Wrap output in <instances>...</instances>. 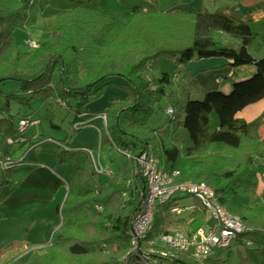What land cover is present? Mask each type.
Here are the masks:
<instances>
[{
  "label": "trees",
  "instance_id": "16d2710c",
  "mask_svg": "<svg viewBox=\"0 0 264 264\" xmlns=\"http://www.w3.org/2000/svg\"><path fill=\"white\" fill-rule=\"evenodd\" d=\"M71 1L68 10L42 28L39 47L20 52L14 31L33 23L35 0H0V84L16 81L21 92L28 94H6L1 109L8 115L0 111V127L6 130L0 149V190L9 184L12 167L18 165L4 166L15 159L11 144L19 132L14 122L18 113L10 111L13 100L30 105L44 94L51 117L54 105L60 104L73 114L74 125L94 116L85 112L90 98L115 84L106 80L117 77L127 82L118 84L130 96L101 111L108 116L101 151L111 145L136 153L151 148L165 171H180L179 181L208 184L220 203L247 226L234 243L238 251L244 246L246 252L237 262L222 256L201 262L185 252L162 257L146 252V246L132 249V217L147 191L146 179L133 171V160H126L122 174L97 184L90 156L80 149L59 146L56 164L72 163L75 168L67 197L59 207L62 224L52 242L35 249L26 264H151L150 260L264 264V138L250 136L247 121L237 116L245 106L264 98V38L248 23L208 9L134 7L129 20L123 22L82 0ZM163 58L175 61V72L160 70ZM202 58L223 59L233 67L254 64L256 72L235 82L229 92L213 90L195 98L192 95L200 89L194 78L186 80L194 77L187 66ZM163 97L177 99L170 119L174 131L168 133L147 124ZM213 112L219 118L218 128L211 125ZM31 116L25 114L21 119L35 120ZM180 127L188 131L189 145L174 137ZM7 138L13 141L7 142ZM22 142L27 148L36 143L31 139ZM187 196L156 203L142 244L169 229L192 232L208 225L206 211L196 198L187 217L171 212L172 205ZM154 246L162 245L155 242Z\"/></svg>",
  "mask_w": 264,
  "mask_h": 264
},
{
  "label": "crops",
  "instance_id": "0c3cea01",
  "mask_svg": "<svg viewBox=\"0 0 264 264\" xmlns=\"http://www.w3.org/2000/svg\"><path fill=\"white\" fill-rule=\"evenodd\" d=\"M82 2L96 9L114 11L124 21L130 17L134 7L142 10L157 8L195 10L194 4L201 2L204 6L209 5L203 9L213 7L210 11L248 23L264 38V0H82ZM191 63L195 68L192 70L189 64L188 71L194 74L203 95L213 90L229 92L235 82L247 79L256 72L254 64L233 67L218 58L195 59ZM109 81L127 84L125 80L117 77L106 80ZM126 99L125 96L119 99L108 97L104 102L97 100L95 101L97 105L92 108L87 106L85 112L95 115ZM237 116L247 121L250 136L264 138V98L245 106ZM210 118L212 127L218 128L217 115L212 113ZM44 138L56 146L48 144L41 147L37 145L36 140L26 138L36 143L26 148L20 155H13L12 158L15 159L24 156L25 160L22 164L12 167L9 184L0 190V264H26L35 249L43 248L52 242L62 224L59 207L67 197L69 181L75 168L69 170V176L59 169L55 161V152L60 146L58 144L60 140L50 135H44ZM67 147L70 148L69 145Z\"/></svg>",
  "mask_w": 264,
  "mask_h": 264
},
{
  "label": "rangeland",
  "instance_id": "374dc122",
  "mask_svg": "<svg viewBox=\"0 0 264 264\" xmlns=\"http://www.w3.org/2000/svg\"><path fill=\"white\" fill-rule=\"evenodd\" d=\"M180 2V1H178ZM72 3L71 0H35L33 6V17L34 21L29 26H22L18 27L14 31L15 40L19 46V51L24 52L27 48L25 42L27 38L32 40H39L42 32V28L50 23H52L57 16L69 9L70 4ZM209 3V2H207ZM196 6L195 10H202L203 8H207V6L202 5L201 2L194 4ZM209 10H212L213 7H208ZM104 10V9H101ZM112 14H115L121 21L127 22V20H122L114 11L105 10ZM131 16V15H130ZM191 65L192 70H194L193 63H189ZM188 64V65H189ZM176 63L174 60L163 58L161 60L160 70L167 71L169 73H173L176 71ZM194 77L186 78V80H192ZM184 79V76L181 77ZM18 93L20 95H28L27 93L21 92L20 84L16 81H7L0 84V111L4 113L3 116H7V112L3 111L1 108L4 105L6 94L10 93ZM106 93V96H104ZM129 97L130 93L125 86H121L118 83L110 84L105 86L101 89L99 94L90 98L89 103L86 107L92 108L96 106L97 103L95 101L104 102L108 100V97L111 99H119L122 97ZM195 98H203V93L198 90L194 95ZM176 101L175 97H163L156 105V112L155 114L148 120V127L155 129V128H163L165 132H172L174 131V125L170 122V119L174 117V114L167 113V109L173 107L176 109ZM10 111L13 114H17L14 122L15 125L18 126L19 120L25 115L32 113V118L39 121L36 124H30L23 132L17 133V138L11 144V151L12 154L15 156L20 155L26 148L27 144H23V139L25 138H32L36 140L38 143L37 145L41 147H45L46 145H54L52 143H48L44 138V135H50L58 140V144L67 149L68 145L70 146H77L74 149H80V147H88L93 151L94 156L97 158L98 155L101 157L102 163L106 167H110L114 170L115 174H121L124 169L125 162L127 157L125 154L120 152L118 148L114 145H111L109 149L100 151V133L99 128L103 129V123L99 119H86L84 122H88L89 124L79 127H74L73 114H70L68 110L60 105L55 104L53 109V117L52 112L49 111V99L44 95H38L30 105L28 104H21L16 101L11 102ZM213 114H216L213 112ZM217 115V114H216ZM218 117V116H217ZM219 120V118H218ZM5 127H0V149L3 143ZM175 138H178L183 144H190V136L188 131L180 127L178 130H175ZM10 139L7 138V142ZM27 145V146H26ZM55 148V147H53ZM57 167L65 172L66 175L69 176V170H74V165L72 163L66 164H58ZM108 178L105 175H97L94 179V182L97 184H103L105 179ZM195 202V197L193 195H188L186 198L181 199V203L185 205H193ZM61 216V214H60ZM232 252H228L229 248L219 250V253L216 256H222L223 258H229L232 262L239 261L240 255L245 254L246 248L244 246L240 247V251H238L235 244L231 246ZM148 250V249H147ZM151 264H174L168 260H150Z\"/></svg>",
  "mask_w": 264,
  "mask_h": 264
},
{
  "label": "built area",
  "instance_id": "2783aa9c",
  "mask_svg": "<svg viewBox=\"0 0 264 264\" xmlns=\"http://www.w3.org/2000/svg\"><path fill=\"white\" fill-rule=\"evenodd\" d=\"M27 48L36 49L39 47V40L26 39ZM167 113L174 114V108L167 109ZM92 119H101L103 128L107 130L108 116L106 112L95 114ZM38 120L21 119L18 123L19 132H23L30 124H38ZM88 122L79 121L74 127L84 126ZM100 133V145L102 129ZM13 141V139H10ZM26 141V138L23 139ZM73 149L74 148H68ZM80 150L89 155L92 161V168L97 175L113 176L114 170L106 167L100 155L96 158L93 151L88 147H80ZM126 155L127 159L134 162V173L144 177L147 181V191L141 197L138 208L132 217V249L145 247L149 254H157L162 257L171 256L175 252L189 253L198 261H205L219 253V250L231 247L237 237L247 229L242 219L232 214L220 203L215 191L205 182L179 181L180 171L174 170L172 173L165 171L160 159L151 148L143 149L141 152H132L129 149H119ZM24 156L8 160L4 166L11 167L14 164H22ZM264 182V176L262 178ZM193 195L201 201L205 211L208 225L192 232L181 229H169L161 232L155 239L143 242V239L150 229L153 221V213L157 202H172L176 196ZM98 209H102L101 206ZM193 209V205H185L179 200L178 204H173L171 212L178 217H187ZM159 242L162 246L155 247L154 243ZM148 249V250H147Z\"/></svg>",
  "mask_w": 264,
  "mask_h": 264
}]
</instances>
